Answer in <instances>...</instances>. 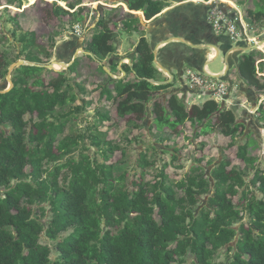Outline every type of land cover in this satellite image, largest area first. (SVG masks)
Wrapping results in <instances>:
<instances>
[{"label": "trees", "instance_id": "obj_1", "mask_svg": "<svg viewBox=\"0 0 264 264\" xmlns=\"http://www.w3.org/2000/svg\"><path fill=\"white\" fill-rule=\"evenodd\" d=\"M126 3L129 9L143 10L146 19L162 10L154 0ZM52 7L55 16L71 15L56 3ZM98 26L100 30L86 41L85 50L104 59L113 52L112 31L105 18ZM28 34L31 43L21 50L28 51L24 60L35 65L16 67L13 86L0 93V264H187L189 254L192 264H264V172L255 168L247 182L243 171L227 170L229 162L224 160L211 170L210 178L196 166L184 179L172 182L165 173L167 164H163L155 181H144L153 162L141 153V171L129 187L127 173L116 175L114 165L107 163L121 148L106 139L105 132L97 131L96 124L91 127L95 131L90 129L88 134L71 132L60 137L83 105L75 104L77 96L64 71L44 81L41 74L46 67L36 65L44 63L38 55L42 51L35 50V34ZM137 49L140 56L132 70L140 80L116 86L120 116L134 113L140 117L152 92L167 87L146 80L155 70L144 39ZM17 59L0 55V79L7 75L6 65ZM75 66L76 61L70 71ZM239 70L250 84L264 87L255 77L252 55L245 56ZM166 105L157 101L152 106L159 127L165 124L175 130L186 121L206 120L207 129H219L235 145L240 125L232 109L220 108L214 100L187 108L175 95ZM26 115L31 117L26 119ZM86 139L90 146L83 144ZM92 146L102 162L90 154ZM247 149V143L239 144L236 155L253 168L255 159L247 155ZM63 169L68 173L60 181ZM240 189L242 203L235 204L232 197ZM203 195L207 199L200 206ZM244 211L248 227L242 222ZM224 248L228 259L234 250L230 260L215 261Z\"/></svg>", "mask_w": 264, "mask_h": 264}, {"label": "crops", "instance_id": "obj_2", "mask_svg": "<svg viewBox=\"0 0 264 264\" xmlns=\"http://www.w3.org/2000/svg\"><path fill=\"white\" fill-rule=\"evenodd\" d=\"M7 1L0 4V11L3 8L13 7L17 9L16 18L23 14L28 16L26 12L31 11V6L39 1L49 5L56 3L71 13L72 16H56L59 27L71 24L72 32L68 31L64 36L59 35L55 52H46V56L47 53H50V57L56 59V63L63 66L60 71L65 72L69 78L68 83L74 88L77 96L75 104L92 105V108L97 101L102 103L101 105L105 109L98 106L99 108L95 112L96 116L93 118L95 123L96 120L98 122L109 120L111 114L109 109L113 106L118 114L121 97L117 96L116 86L140 80L132 70V64L139 59L140 54L137 48L140 40L144 39L152 54L151 64L155 70L153 77L146 80L152 85H166L167 87L152 92L150 100L144 103L145 112L137 117L138 124L140 121L144 125L153 124L158 131L168 128L165 124L158 126L152 106L154 102L158 101L163 107H167L166 102L171 95H175L187 108L192 105L202 106L206 101L214 100L220 105V108L224 107L234 111L236 123L240 125V133L235 139V146L247 143L248 156L253 150L264 152V146L261 145L262 138H260L264 128V87L258 88L250 84L239 70L245 56L252 55L255 77L259 84H264V41L259 44V48L250 50L253 45H248L245 42H233L227 34L214 30L207 18L210 7L216 5L220 11L226 12L230 18L236 19L238 26L247 29L249 35H256L258 29L264 27V0H215V2L209 0H154L162 5V10L150 19H146L143 10L129 9L126 0H35L32 4L31 0ZM95 3H98L97 7L102 9V14L97 8L94 9ZM69 5H73V7L71 8ZM79 10L81 11L79 12ZM248 10L252 12L251 15H248ZM256 10L259 11L256 12ZM22 17L24 24L20 22V26L23 28L25 25L24 31L34 33L37 38V31L34 29L36 21ZM76 17L81 19H75ZM101 18L107 20V25L112 31L111 42L113 44V52L104 59L93 57L85 50L87 40L83 36L73 33V25L81 23L85 26L86 32L91 30L92 36L100 30L98 22ZM5 21L6 19H3L2 23L4 24ZM1 33L3 37L8 36V40L12 41L14 32L5 28ZM0 55L7 56L9 60L12 59L7 53L1 52ZM39 57L42 59L40 55ZM82 59L91 64H94L92 61L96 62L88 81L85 80L86 76L81 74ZM18 60L21 58L19 57L16 61ZM25 61L30 65H35L33 62ZM74 61H76V66L73 71H70L69 66L64 67V63L71 66ZM210 63H214L212 68ZM36 65L44 66L47 69L45 62ZM187 69L207 74L224 82L228 90L225 97L221 100L209 95L202 104L193 102L192 95H195L196 98L199 97L197 92L188 88L186 84L184 73ZM218 75L221 76L216 77ZM80 114H77L76 118L72 120H76L81 116ZM132 115L136 116L134 113H127L121 117L130 119ZM166 115H169V111ZM173 119L170 116V120ZM186 122L191 124L189 121ZM137 123L132 122L135 126L138 125ZM206 123L207 121L204 120L202 123L191 125L199 127L200 132L204 133L213 132L216 129H207ZM179 126L181 125H177L176 128ZM216 130L219 131V129ZM219 133L223 136L221 132ZM256 161L253 168H258Z\"/></svg>", "mask_w": 264, "mask_h": 264}, {"label": "rangeland", "instance_id": "obj_3", "mask_svg": "<svg viewBox=\"0 0 264 264\" xmlns=\"http://www.w3.org/2000/svg\"><path fill=\"white\" fill-rule=\"evenodd\" d=\"M8 2L7 0H0V4ZM104 2V1H103ZM105 3V2H104ZM98 3H95L94 9L97 8L98 11L102 14V9L97 7ZM31 11L26 12L29 16H24L29 18V20L36 21L35 27L37 31V38H35V50H43L39 55L42 57L43 61L46 65L51 62L54 63V67L56 69H47L43 71L42 78L45 82H47L51 77L56 76V73L62 70L63 66L59 63H56V59L52 57H46V52L54 53L58 42L59 35H66L68 31L72 32L71 24L62 25L59 27L58 19L53 14V7L50 4H46L43 1H39L36 4L32 5ZM17 9L12 8H3L0 11V54L7 53L11 60L25 57L27 50L24 52L22 49V44L24 46L29 47L31 43L32 36L28 34L27 31H24L26 26L22 28L20 26V22L22 23V16L19 15V19L16 18ZM93 14V12H91ZM11 18V19H10ZM13 18L17 20L19 27H17ZM6 19L5 23H2V20ZM11 30L15 32L12 38V41L8 40V36L3 37L1 34L3 29ZM264 28V27H263ZM262 27L260 29H263ZM23 30V31H22ZM26 32V33H24ZM88 33V34H86ZM23 34V35H22ZM87 41L91 38V30L89 32L85 31V35L83 36ZM21 40H25L21 41ZM22 42V43H21ZM249 45H251L249 43ZM34 49V47H32ZM92 63H96L93 62ZM94 64H91L89 61L82 59V71L81 74H84L89 80L90 72L94 67ZM8 66V67H7ZM214 63H210V67L212 68ZM9 68V65H6ZM60 68V69H59ZM0 79V84L4 85V80ZM214 80H218V78H213ZM7 88L10 86L9 81L7 80ZM197 95V94H196ZM208 95L203 96L202 98H196L195 95H192L191 100L193 102H197L202 104ZM191 101V102H192ZM95 102V101H93ZM77 104V103H76ZM102 103L97 101L95 105L91 108L92 105L83 106V110L81 112V116L76 120H71L60 137L69 135L71 132L77 134H88L89 130L95 131L94 128H91L94 125L95 112L98 106ZM105 109L104 107H102ZM65 109L59 110L64 111ZM107 110V109H106ZM110 117L109 120H100L99 122L96 120L97 131L105 132L106 139H109L113 143L119 145L121 149H117L107 163H112L114 165V172L118 175L121 172H126V184L131 187V180L136 179V174L139 175L141 168L138 166V157L141 153H146L148 161L153 162V165L146 169V173L144 176V181L153 182L157 179V173L161 170L163 164H167L165 168V173L169 177L172 182H178L181 179H184L187 174L190 173L191 168L200 166L203 168L205 174L208 178L211 177L210 172L212 168L220 164V162L227 160L229 162L227 170L236 168L237 170L244 172V178L247 182H249L253 176L254 169L248 167L244 164L242 160H240L237 155V146L230 145L229 137L222 136L216 129L213 132H200L199 127H194L193 125L186 122L184 125L179 126L175 130H170L168 128H164L162 131H158L157 128L154 127L153 124H142L140 121V125L137 123L138 118L134 115L122 118L119 114H116L114 106L110 109ZM107 110V112H109ZM31 116L26 115L25 118L29 119ZM35 118V117H34ZM111 118V119H110ZM128 121V122H127ZM94 122V123H93ZM132 122H136L138 126L132 124ZM1 127V126H0ZM264 127V126H263ZM10 130L9 127H7ZM264 128L261 132V145L264 146ZM90 139H86L83 141V144L86 146H90ZM236 144V143H235ZM97 148L92 146L89 150L90 154L96 155L99 161H103L102 158L96 154ZM261 152V155H260ZM253 150L249 153L250 156H253L256 161V166L260 169L261 172H264V152L260 150ZM77 155V153L75 154ZM173 155H176V159H173ZM64 162V161H62ZM68 173L67 170L63 169L61 171L60 181L64 176ZM214 183V181L212 180ZM212 187V186H211ZM252 191L257 195L260 194L257 192L255 187H251ZM242 189L240 192L232 197V200L235 204H241L240 200ZM179 195H182L181 191H178ZM212 194V189L209 192V195ZM207 199L206 195H203L200 203V206L205 204ZM197 214V211H196ZM245 227H248V215L244 211L242 213ZM69 231H66L61 234V237L66 236ZM46 241V238L42 239ZM227 249L220 251V253L215 257V261L224 263L230 260V256L234 253V250L229 252L228 256H226ZM54 252V251H53ZM51 252V258L54 259L55 253ZM193 257L189 255L186 256L185 263L192 264Z\"/></svg>", "mask_w": 264, "mask_h": 264}, {"label": "built area", "instance_id": "obj_4", "mask_svg": "<svg viewBox=\"0 0 264 264\" xmlns=\"http://www.w3.org/2000/svg\"><path fill=\"white\" fill-rule=\"evenodd\" d=\"M215 2V0H209ZM207 18L211 26L217 32H223L229 36L233 42H245L249 45H255L259 48V44L264 41V28L258 29L256 35H249L248 30L240 28L236 23V19H232L224 11L216 5H212L208 11ZM73 33L78 36L85 35V26L81 23L73 25ZM184 79L188 88L197 92L198 97L211 95L216 99H223L227 94V85L220 81L214 80L207 74L199 73L192 69H187L184 73Z\"/></svg>", "mask_w": 264, "mask_h": 264}, {"label": "water", "instance_id": "obj_5", "mask_svg": "<svg viewBox=\"0 0 264 264\" xmlns=\"http://www.w3.org/2000/svg\"><path fill=\"white\" fill-rule=\"evenodd\" d=\"M255 48H256V46L253 45V46L251 47L250 50L255 49ZM88 54H89V53H88ZM20 65H30V63L26 62L25 60H18V61H16V62H14L13 64H11V65L9 66V69H8V72H7L6 79L4 80V81L8 80L10 86L7 88V82H4V85L1 84V85H0V93H4V92L8 91V90L13 86V82H12V79H11V78H12V72H13V70H14L16 67H18V66H20ZM64 65H65L64 67H66V68H67L68 66H70L69 64L67 65V63H64ZM47 67H48L49 69H56V68L54 67V64H53V63L48 64ZM220 76H221V75H218V76H216V77H220Z\"/></svg>", "mask_w": 264, "mask_h": 264}, {"label": "bare ground", "instance_id": "obj_6", "mask_svg": "<svg viewBox=\"0 0 264 264\" xmlns=\"http://www.w3.org/2000/svg\"><path fill=\"white\" fill-rule=\"evenodd\" d=\"M33 3V2H32Z\"/></svg>", "mask_w": 264, "mask_h": 264}]
</instances>
